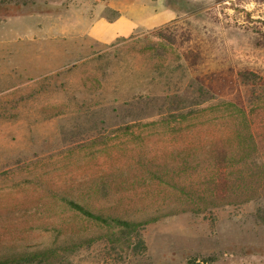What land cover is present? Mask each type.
Wrapping results in <instances>:
<instances>
[{"label": "rangeland", "instance_id": "rangeland-1", "mask_svg": "<svg viewBox=\"0 0 264 264\" xmlns=\"http://www.w3.org/2000/svg\"><path fill=\"white\" fill-rule=\"evenodd\" d=\"M132 1L0 0V257L264 264V0H139L176 17L109 44L37 26Z\"/></svg>", "mask_w": 264, "mask_h": 264}, {"label": "crops", "instance_id": "crops-1", "mask_svg": "<svg viewBox=\"0 0 264 264\" xmlns=\"http://www.w3.org/2000/svg\"><path fill=\"white\" fill-rule=\"evenodd\" d=\"M176 12L169 6L145 4L133 0L120 9L116 17L110 18L105 14L81 7H69L63 13L53 17L45 16L39 23L38 29L57 32L95 40L102 44H109L120 37H127L137 29H154L171 22Z\"/></svg>", "mask_w": 264, "mask_h": 264}, {"label": "trees", "instance_id": "trees-1", "mask_svg": "<svg viewBox=\"0 0 264 264\" xmlns=\"http://www.w3.org/2000/svg\"><path fill=\"white\" fill-rule=\"evenodd\" d=\"M198 93H199V97L203 95V89L201 86L199 88ZM170 95L171 94L167 93L166 97L169 98ZM137 98L140 99L142 98V96L137 97ZM205 99H208V98L207 97L202 98L203 101H205ZM176 108H180V106L177 104ZM242 111H243L244 119H246V112L245 110H242ZM244 143H247V142H244V139H242L241 145H243ZM226 154H231V157L235 156L234 152H230V153L226 152ZM252 198L253 197H250L248 199H252ZM66 200L72 208L81 212L83 215L93 218L103 223L115 224L116 226L119 227V231L121 233L129 234L130 236L133 235L134 241H135L134 247L137 250L145 251L147 249L145 241L142 237V232H141V228L143 226L142 222L124 219L117 215H105L104 213H101L99 211H95L91 208L86 207L85 205L79 203L76 200L69 199V198ZM64 250H67V249L64 248ZM55 255H57L56 248H47L45 250H36V251H31V252H25V253L18 254V255L0 257V264H54Z\"/></svg>", "mask_w": 264, "mask_h": 264}]
</instances>
